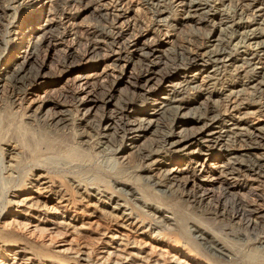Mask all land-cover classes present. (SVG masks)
I'll use <instances>...</instances> for the list:
<instances>
[{
	"label": "rangeland",
	"instance_id": "1",
	"mask_svg": "<svg viewBox=\"0 0 264 264\" xmlns=\"http://www.w3.org/2000/svg\"><path fill=\"white\" fill-rule=\"evenodd\" d=\"M180 1L165 0V12L157 17L154 7L144 4L142 0H63L57 4H52L51 0H0L1 73L4 69L8 70L12 67L10 65H12L13 55L22 54L28 48L27 44L40 38L41 28L47 26L53 28L56 36L49 38L47 35L45 41L37 47L36 53L27 60L24 70L29 71L34 78L22 94L11 97L4 90L0 94V105L6 109L4 114L0 112V149L4 147L7 140L12 139H18L19 143L23 142L22 145H26L23 141L26 137L31 138V147L37 149V152L27 150L24 158L25 156L28 158H23L27 166L19 168V175H25L34 163L47 166L45 170L51 176L53 174L52 177L77 174L88 179L94 176V178L108 179L106 175L119 173L121 168L116 157L129 154L131 150L129 148L141 145L145 138L129 140L127 135L123 141L114 145L115 151L102 152L96 146L100 140L98 133L103 132L104 127L109 124L111 126L106 129V133L112 137L113 123L106 118L101 121V126L96 131L89 128L88 123H98L102 116L106 117L110 114L111 110H115V105L128 96L136 100L145 97L150 103H153L155 99L160 101L161 97L167 95L173 84L186 76L188 78L194 76L195 81L192 85L198 87L197 93L187 96L189 99L190 97L195 98L189 102L188 107L190 108L198 106L200 101L207 100L208 104L219 107L221 111L228 110L232 113L233 116L229 117L228 121L243 119L245 116L242 113L233 111L230 98L236 92H240L238 97L241 96V99L248 103L247 110L261 108L260 103H264V78L256 75L252 68L255 63L250 66L242 60L252 57L251 62L255 61L258 64L263 61L264 55L258 51L252 41L241 40L240 35L258 25L263 28L264 33V14L254 15V7L264 8V0H255L254 5L256 6L248 8L245 7L246 0H202L211 6H203L195 12L196 16L192 18L187 17L188 12L183 7L185 1ZM207 11L208 14L203 13ZM219 11L229 15L240 12V26L231 25L228 21L220 22L216 16L220 13ZM193 13L190 14L193 15ZM100 15H105L108 21H102ZM155 18L157 21L158 18L162 19L156 23ZM236 19L239 21L238 18ZM32 20H35L33 25L37 30L35 29V32L30 34L31 37H28L23 30ZM94 27H104L109 34L100 38L97 45L91 48L88 44V37ZM8 30L11 31L9 34L6 33ZM229 34L234 37L237 35V37L232 36L233 39L225 49L232 53L236 60L232 63L224 61L226 66H222L223 74L216 84L209 86L206 83V74L214 68L210 63L176 69L174 74L162 77L167 70V65H170V60L167 58L170 57V52L176 45L184 44L192 50V53H203L208 48L217 47L218 38H226ZM187 40L188 42L199 41L204 46L199 51H193V43H187ZM147 45L151 53L144 58L141 53L146 50L144 46ZM145 62L152 65H150L151 69L139 78L140 66ZM259 65L261 66L260 63ZM1 73L0 79L2 78ZM259 81L262 82L261 86L258 85ZM256 87H263L262 91H257ZM105 90H109V95L103 100L102 93ZM152 90L154 92L151 93ZM168 95H171V92ZM11 101H14L13 104ZM57 110H64L69 114L66 126L58 133L49 131L44 120L46 115ZM187 110L188 108H185L183 111ZM141 112L140 109L134 107L124 114L132 120L135 117H142ZM262 113L264 114V110ZM31 115H34L33 119L25 125L27 121L25 117ZM114 117V120L118 122L121 115L116 114ZM252 118H247V121L264 124L262 121L264 116H260V121ZM176 125H179L176 130H180L181 128L189 129L193 124L176 123ZM76 130L77 132L83 131L88 136L78 137ZM195 148H197L196 145H192L186 150L189 152ZM202 149L206 152L207 148ZM172 155L174 157V154ZM181 155L174 157L173 166L186 169L190 165L189 160L198 161L201 164L195 165L194 182L189 183L185 187L186 190H191L193 184L211 183L213 192L205 196L200 203L184 202L180 195L169 192L161 195L160 192L152 189L147 179H136V175H149L147 171L149 166L146 167L148 160L142 163L137 160L132 161L131 168L126 169L122 181L131 180V183L145 197L174 210L180 222L178 225L182 235L187 238L191 247H196L200 251V255L205 258L206 262L227 264L220 259L216 261L217 258L207 254L201 246L196 245L188 234L186 224L190 226L196 223L205 228L228 246V249L236 253L237 259L228 264H264L263 179L244 173L235 179L230 176L227 178L224 177V173L220 175L219 169L213 173L212 166L224 164L229 160L227 153L218 147L214 149L212 156L206 157V161L204 155L200 158L195 154ZM0 158H2L1 154ZM33 158L35 161L32 160ZM137 164L140 166L137 170L143 169L144 171L133 170ZM202 165H205L204 171L201 170ZM171 166L155 165L150 169L156 170ZM216 177L217 179L214 180ZM3 185L8 186L9 184L4 182ZM222 190L226 192L223 193L221 202L226 204L233 200L241 208L254 210L250 215L246 214L250 223L253 222V226L245 228V223L240 218L231 215L222 216L221 208L216 207V204H214L215 207L212 206L213 202L215 203L212 193H219ZM1 206L3 204L0 203ZM211 211L219 212L214 214ZM209 257L214 260L212 261Z\"/></svg>",
	"mask_w": 264,
	"mask_h": 264
},
{
	"label": "bare ground",
	"instance_id": "2",
	"mask_svg": "<svg viewBox=\"0 0 264 264\" xmlns=\"http://www.w3.org/2000/svg\"><path fill=\"white\" fill-rule=\"evenodd\" d=\"M142 1L154 7L157 17L165 12V0ZM181 1H185L183 7L188 12L187 17L191 18L203 6H211L202 0ZM246 1V5L244 4L246 8L256 6L255 0ZM58 2L63 0H51L52 4ZM191 12H194L193 15L190 14ZM221 12L216 15L220 22L228 21L231 25L240 26V12L233 15ZM203 13L208 14V11ZM254 13L256 16H262L264 8L254 7ZM100 19L104 22L108 21L105 15H100ZM160 19L158 18L157 21L155 18L154 22L158 23ZM33 22L35 20L26 24L27 28L23 30L28 37H31L30 34L34 33L35 29L37 30ZM40 31L42 34L38 40H32L27 44L28 48L22 54L13 55L12 65H10L12 67L8 70L4 69L3 73L0 72L2 75L0 94L4 90L11 97H17L31 84L34 76L32 77L29 71L24 70L27 60L36 53L37 47L45 41L47 35L49 38L56 37L54 29L49 26L41 28ZM10 32L6 31L8 34ZM90 33L88 44L91 48L97 45L100 38L109 34L104 27H94ZM232 36L229 34L226 38H218L217 47L208 48L203 53H192V50L184 44L176 45L171 50L170 57L167 58L170 60V65H167V70L162 77L174 74L176 69L210 63L214 68L206 74V83L209 86L216 84L223 74L222 66H226L224 61L232 63L236 60L232 53L225 49L231 39L237 37V35L233 38ZM240 36L243 41H252L258 51L264 55L263 28L258 25ZM187 43H193V51H199L204 46L203 43L195 40L190 42L187 40ZM144 48L146 50H141L143 51L141 54L147 58L151 53L149 45ZM247 58L242 60L243 63L250 66L255 63L252 68L256 75L264 78V58L263 61L259 60L258 64L255 61L251 62L252 57ZM150 65L146 62L141 64L139 78L149 72ZM194 81V76L180 79L170 89L171 95L167 92L160 101L155 99L153 103L145 97L136 100L128 96L117 103L115 110H111L110 114L106 117L102 116L98 123H88L89 128L94 131L100 128L101 121L106 118L113 123L112 137L106 133V129L111 126L109 124L104 127L103 132L98 133L100 140L96 146L102 152L115 151L114 145L123 141L127 135L129 140L145 138L141 145L130 147L129 154L116 157L121 169L117 174L106 175L108 179L94 178L95 176L88 179L77 174L61 176L57 174L59 176L52 177L53 174L51 176L45 170L47 166L42 163L32 164L31 169L21 176L18 171L26 165L23 160L24 155L28 149L35 152L37 149L31 147L32 141L28 137L23 140L26 145H22L23 142L19 143L18 139L7 140L4 147L0 149L2 156L0 158V203L3 204L0 207V264H210L200 255L196 247L189 245L187 238L182 235L178 225L180 222L174 210L145 197L131 183V180L122 181L124 172L131 168L132 161L137 160L142 163L148 160L146 167L149 166L147 168L149 175H136V179H147L152 189L157 190L156 192H160L161 195L169 192L180 195L184 202L200 203L211 193V183L193 184L191 190L185 189L189 183L194 182L195 165L200 163L189 160L190 165L186 169L175 167L172 163L174 157H178L179 154H182L181 156L195 154L198 158L204 155L206 161V157L212 156L214 149L218 147L227 153L229 160L226 163L223 162L224 164L212 166L213 173L219 169L220 175L224 173V177L230 176L232 179L244 173L261 178L264 183V124L247 121V118L251 117L260 121V116H264L262 113L264 103H260L259 110L249 111L246 109L248 103L244 102L241 96L238 97L240 92H236L230 98L233 111L242 113L245 117L230 122L227 119L233 116L232 113L228 110L221 111L219 107L208 104L207 100L198 102L196 107H188L189 102L195 98L189 99L187 96L197 93V85H192ZM260 84H262L261 81L258 85ZM256 88H258L257 91H262L263 87ZM102 95V99H106L109 90L103 91ZM13 102L11 101V104ZM134 107L140 109L143 116L132 120L125 117L124 113ZM185 108L188 110L183 111ZM4 110H6L5 107L0 105L2 114ZM116 114L121 115L118 122L114 120ZM68 115L64 110L52 111L44 118L45 125L49 131L58 133L66 126L69 120ZM33 117L34 115L25 117L27 120L25 125L29 124V120ZM189 122L193 124L191 128L176 130L180 125L176 123L186 125L190 124ZM76 134L82 138L87 135L83 131ZM192 145H196L197 148L187 152L186 149ZM202 148H207L206 152ZM138 165L133 170L144 171L137 170V167L140 168ZM155 165L172 166L150 169ZM204 167L205 165L202 171ZM216 179L217 177L214 178ZM4 182L9 185L4 186ZM199 191H201L200 194ZM225 192L222 190L219 193H212L213 201H215L212 206L214 204L216 207L219 206L222 216L231 215L240 218L244 221L245 228L253 226V222L250 223L246 214L250 215L254 210L241 208L233 200L226 204L221 202ZM4 197H6L5 204ZM211 212L218 214L219 211ZM186 226L192 241L201 246L204 252L217 258L216 261L220 259L228 264L237 259L236 253L228 249V246L205 228L196 223L190 226L186 224Z\"/></svg>",
	"mask_w": 264,
	"mask_h": 264
}]
</instances>
